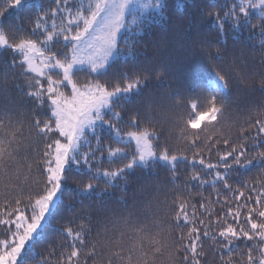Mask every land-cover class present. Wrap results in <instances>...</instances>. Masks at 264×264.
<instances>
[{"label":"snow or ice","instance_id":"snow-or-ice-1","mask_svg":"<svg viewBox=\"0 0 264 264\" xmlns=\"http://www.w3.org/2000/svg\"><path fill=\"white\" fill-rule=\"evenodd\" d=\"M196 7L198 84L147 54L168 0H4L0 264H264V0ZM241 41H257L252 65ZM240 89L261 99L233 108ZM160 171L171 201L129 207ZM54 221L59 251L35 259Z\"/></svg>","mask_w":264,"mask_h":264},{"label":"trees","instance_id":"trees-1","mask_svg":"<svg viewBox=\"0 0 264 264\" xmlns=\"http://www.w3.org/2000/svg\"><path fill=\"white\" fill-rule=\"evenodd\" d=\"M33 2H43V0H33ZM226 0H168L172 24L168 26L167 31H161L162 26H156V30L149 32L144 36V43L147 45V54L150 58L154 59L158 64H164L165 66L171 65V72L173 74V82H179L185 77L191 79L194 83H200L201 79L207 75L208 66L203 63L192 64V58L194 56V47L196 41L199 39L200 35L206 34L204 28L189 27L188 20L197 14L196 5H202L205 3H212L220 5L225 3ZM4 0H0V6H2ZM178 4H185V8H180L177 10L176 6ZM11 11V10H10ZM151 15L155 16L154 12H149ZM146 13V14H149ZM7 15V13H6ZM23 15V14H21ZM12 18H16L13 16ZM129 21L132 19L131 13L128 17ZM177 25L182 26L189 33L186 38L182 33L176 32L175 27ZM214 27V26H213ZM133 30L135 26H132ZM132 36L133 33L129 32ZM245 36L247 33L244 34ZM257 43V41H241L234 45L235 51L240 59H247L249 65L254 63L253 48L252 44ZM143 50V49H142ZM244 52V57H239V53ZM256 75L253 79H258L259 72L261 70L259 65V57L256 56ZM167 75V73H165ZM199 89H197L198 91ZM261 99V94L259 92L254 95H249L244 89L236 91L232 97V107L238 109H246L250 107L253 103H258ZM183 115H187L186 111L182 112ZM175 131V129H174ZM107 167V165H105ZM187 170H182L180 172L181 182L183 181ZM148 187L144 189L143 192L138 191V182H134L129 185L128 195L126 199L129 202V207L133 204V200L136 202V210L139 211L141 205L144 201L151 199L153 196H158L160 200L167 198L171 201L174 195L173 186L169 184L166 179V173L160 171L159 179L148 178ZM156 185H168L167 187H161L157 192ZM192 191H195L194 189ZM207 195V193H205ZM195 199H199L196 197ZM82 206L77 204L74 206L71 213L67 210L62 209L57 215V221L60 225L65 223L61 220V216H75L79 218L81 215ZM93 217H96V213H93ZM56 221L53 222V228L50 229L45 238L37 243L36 252L39 254L35 259H41L48 256V249L55 248L59 251L57 245L62 243L59 234L55 231Z\"/></svg>","mask_w":264,"mask_h":264},{"label":"rangeland","instance_id":"rangeland-1","mask_svg":"<svg viewBox=\"0 0 264 264\" xmlns=\"http://www.w3.org/2000/svg\"><path fill=\"white\" fill-rule=\"evenodd\" d=\"M139 12H140V9H139V6H137V14H139ZM149 12H152L151 10H148V13ZM130 14V13H129Z\"/></svg>","mask_w":264,"mask_h":264}]
</instances>
